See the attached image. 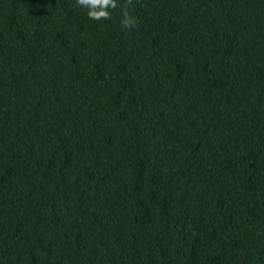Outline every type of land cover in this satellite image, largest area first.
I'll list each match as a JSON object with an SVG mask.
<instances>
[{"label":"trees","instance_id":"trees-1","mask_svg":"<svg viewBox=\"0 0 264 264\" xmlns=\"http://www.w3.org/2000/svg\"><path fill=\"white\" fill-rule=\"evenodd\" d=\"M0 0V264H264V0Z\"/></svg>","mask_w":264,"mask_h":264},{"label":"clouds","instance_id":"clouds-1","mask_svg":"<svg viewBox=\"0 0 264 264\" xmlns=\"http://www.w3.org/2000/svg\"><path fill=\"white\" fill-rule=\"evenodd\" d=\"M77 2L89 9L88 17L94 20L107 19L109 13L106 9L117 7L116 0H77Z\"/></svg>","mask_w":264,"mask_h":264}]
</instances>
